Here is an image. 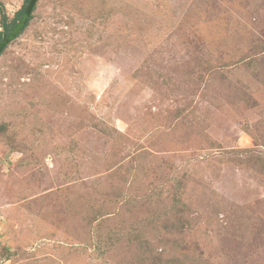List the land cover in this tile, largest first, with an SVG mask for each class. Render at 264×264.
Listing matches in <instances>:
<instances>
[{"label": "rangeland", "instance_id": "rangeland-1", "mask_svg": "<svg viewBox=\"0 0 264 264\" xmlns=\"http://www.w3.org/2000/svg\"><path fill=\"white\" fill-rule=\"evenodd\" d=\"M33 16L0 57V264H264V0Z\"/></svg>", "mask_w": 264, "mask_h": 264}, {"label": "trees", "instance_id": "trees-1", "mask_svg": "<svg viewBox=\"0 0 264 264\" xmlns=\"http://www.w3.org/2000/svg\"><path fill=\"white\" fill-rule=\"evenodd\" d=\"M37 2L38 0H24L23 6L21 7V9L16 12L15 16L11 19L8 20V17L6 16V11L4 9V5L2 4V2H0V14L3 15L2 17V27L3 30L0 31V57L4 54V51L6 50V48L8 47L10 42H6L4 44V41L8 38V36L13 32V30L16 28V26L18 24H21L22 22H24V27L22 28L21 32L18 34L17 37H19V35H21V33L24 31V29H26L29 24L30 21L33 19V14H34V10L36 9L37 6ZM15 40V39H14ZM2 45V47H1ZM145 186L141 187L139 186V188L135 191V194L131 196V199H134L137 203H139V205H147L154 207V214L157 217H164L163 213H162V209L160 208V206H158L157 204V198L154 195L153 190L148 189V188H144ZM124 202H126V200H122L121 204H123ZM107 211V210H106ZM99 213V210L96 211ZM106 214H110L109 212H106L104 214H98V217H94L89 221V222H95L96 220L99 219L100 216H106ZM115 215V214H114ZM118 212L116 213V218L115 219H109L106 220L108 218H105V223L106 224H110V227H107L111 232V236H107L105 237V239L113 244V243H118L119 239H122V233L119 229V227L121 226L124 230L128 231L129 229H133L135 226V223L132 224L130 222H125V218L121 217V216H117ZM97 216V215H96ZM141 221V219L139 220V222ZM121 223V224H120ZM129 223V224H128ZM130 237H128V239H132L133 237H136L133 233H131L130 235H128ZM149 244L148 241L142 242V247H147ZM104 253V252H103Z\"/></svg>", "mask_w": 264, "mask_h": 264}, {"label": "water", "instance_id": "water-1", "mask_svg": "<svg viewBox=\"0 0 264 264\" xmlns=\"http://www.w3.org/2000/svg\"><path fill=\"white\" fill-rule=\"evenodd\" d=\"M24 27V22L21 24H18L16 28L13 30V32L8 36V38L4 41V44L6 42H12L14 39L17 38L18 34L21 32L22 28ZM2 47V45H1Z\"/></svg>", "mask_w": 264, "mask_h": 264}]
</instances>
